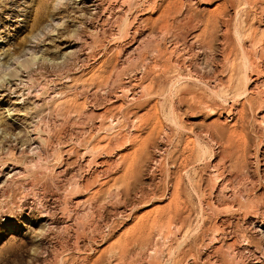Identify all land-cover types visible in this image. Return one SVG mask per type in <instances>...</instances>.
I'll use <instances>...</instances> for the list:
<instances>
[{
    "label": "rangeland",
    "instance_id": "rangeland-1",
    "mask_svg": "<svg viewBox=\"0 0 264 264\" xmlns=\"http://www.w3.org/2000/svg\"><path fill=\"white\" fill-rule=\"evenodd\" d=\"M32 49L0 264H264V0H0V72Z\"/></svg>",
    "mask_w": 264,
    "mask_h": 264
},
{
    "label": "bare ground",
    "instance_id": "bare-ground-1",
    "mask_svg": "<svg viewBox=\"0 0 264 264\" xmlns=\"http://www.w3.org/2000/svg\"><path fill=\"white\" fill-rule=\"evenodd\" d=\"M51 30H54V28H52ZM32 51H33V49H32ZM35 59H36V52H34V51L31 52L27 57L22 58L21 60L17 59L16 60L17 64H15V66L12 65L13 67H10L8 65L9 67H6L4 71L0 72V81L4 80V79L10 80V79L16 78V76L21 74L20 72L23 69H25V68L29 67L31 64H33L35 62Z\"/></svg>",
    "mask_w": 264,
    "mask_h": 264
}]
</instances>
